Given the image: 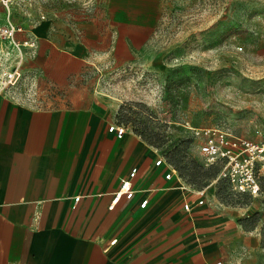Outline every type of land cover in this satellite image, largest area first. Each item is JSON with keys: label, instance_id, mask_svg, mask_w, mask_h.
Segmentation results:
<instances>
[{"label": "crops", "instance_id": "crops-1", "mask_svg": "<svg viewBox=\"0 0 264 264\" xmlns=\"http://www.w3.org/2000/svg\"><path fill=\"white\" fill-rule=\"evenodd\" d=\"M162 6L163 0H100L92 17L59 12L18 34L37 38L25 69L40 74L46 91L62 93L44 99L68 105L38 107L0 93V264H264L262 222L246 229L240 220L247 210L218 201L216 183L200 204L199 188L176 169L166 178L168 161L155 164L163 153L153 158L140 137L109 131L116 121L102 123L80 84L97 54L132 60ZM126 179L134 195L123 194L110 209Z\"/></svg>", "mask_w": 264, "mask_h": 264}, {"label": "rangeland", "instance_id": "rangeland-1", "mask_svg": "<svg viewBox=\"0 0 264 264\" xmlns=\"http://www.w3.org/2000/svg\"><path fill=\"white\" fill-rule=\"evenodd\" d=\"M9 6L0 0V27L9 19L32 25L59 12L92 17L100 0H10ZM96 56L80 84L102 123H123L152 146L153 158L189 141L187 151L200 163L191 127L218 126L251 140L264 132V0H163L158 25L132 60ZM16 58L0 36V75ZM49 105L68 104L53 99ZM262 182L258 196L236 192L228 182L216 183L215 193L224 205L264 221Z\"/></svg>", "mask_w": 264, "mask_h": 264}, {"label": "built area", "instance_id": "built-area-1", "mask_svg": "<svg viewBox=\"0 0 264 264\" xmlns=\"http://www.w3.org/2000/svg\"><path fill=\"white\" fill-rule=\"evenodd\" d=\"M9 9L10 0H1ZM46 15H41L39 20L45 19ZM28 31L25 24L8 22L0 27V36L12 44L17 50L15 65L3 71L0 75V93H6L10 97L19 101H27L38 107H48L49 102L44 98L54 93H60L50 88L46 91L40 86L39 73L25 69V63L29 58L37 54V38L33 35H27L22 40L17 39L18 34H26ZM29 33V32H28ZM27 33V34H28ZM86 77L83 75V78ZM51 107V106H50ZM193 138L199 141L198 147L201 153V162L205 167L212 165L219 166V173L215 179L203 188L198 189L201 198L198 200L202 204L206 199V189L219 180H227L231 188L239 193H247L252 196H258L261 193L260 175L264 172V132L258 130L261 138L251 140L244 136L236 135L226 128L218 126L191 127ZM109 131L114 132L116 137L122 138L127 127L123 123H113L109 126ZM165 155H161L155 164L160 166L166 162ZM172 165V164H170ZM137 168L131 172L134 176ZM175 171L174 166L166 173V178H171ZM187 187V186H186ZM131 198L134 195L132 181L126 179L122 182L120 189L115 193L114 198L109 206L112 209L122 195ZM81 196H75V204L79 202ZM63 201V200H62ZM148 200H144L141 206H145ZM62 203V202H61ZM73 206V209H75ZM184 207L189 210L190 203L185 202ZM113 239L111 243H114ZM216 264H222L217 262Z\"/></svg>", "mask_w": 264, "mask_h": 264}, {"label": "trees", "instance_id": "trees-1", "mask_svg": "<svg viewBox=\"0 0 264 264\" xmlns=\"http://www.w3.org/2000/svg\"><path fill=\"white\" fill-rule=\"evenodd\" d=\"M188 144L189 141H183L181 144L174 146L169 152L164 153V155L166 160L172 164L179 174L192 186L203 188L217 177L219 173V166L212 165L205 167L202 162L199 163L188 153ZM263 179L260 178L261 192L263 191ZM219 181L217 183L228 182L227 180ZM240 222L248 230H254L256 227H258L260 222H262L260 231L262 235V245H264V221H261V216L258 213L245 217L241 219Z\"/></svg>", "mask_w": 264, "mask_h": 264}]
</instances>
